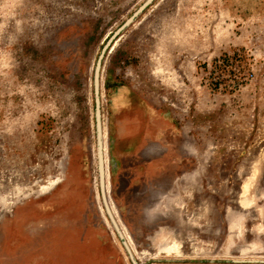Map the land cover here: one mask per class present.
<instances>
[{
  "label": "rangeland",
  "instance_id": "1",
  "mask_svg": "<svg viewBox=\"0 0 264 264\" xmlns=\"http://www.w3.org/2000/svg\"><path fill=\"white\" fill-rule=\"evenodd\" d=\"M0 264H264V0H0Z\"/></svg>",
  "mask_w": 264,
  "mask_h": 264
}]
</instances>
